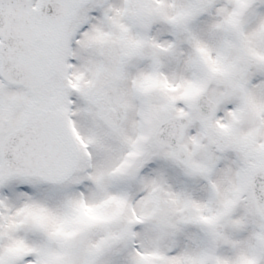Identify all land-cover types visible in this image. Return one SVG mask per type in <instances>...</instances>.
I'll return each mask as SVG.
<instances>
[{
	"label": "snow or ice",
	"instance_id": "6c2138e0",
	"mask_svg": "<svg viewBox=\"0 0 264 264\" xmlns=\"http://www.w3.org/2000/svg\"><path fill=\"white\" fill-rule=\"evenodd\" d=\"M0 264H264V0H0Z\"/></svg>",
	"mask_w": 264,
	"mask_h": 264
}]
</instances>
